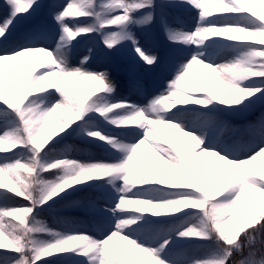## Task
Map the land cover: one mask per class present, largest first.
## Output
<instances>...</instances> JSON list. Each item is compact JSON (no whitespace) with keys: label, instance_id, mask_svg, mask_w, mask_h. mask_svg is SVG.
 <instances>
[{"label":"snow or ice","instance_id":"1","mask_svg":"<svg viewBox=\"0 0 264 264\" xmlns=\"http://www.w3.org/2000/svg\"><path fill=\"white\" fill-rule=\"evenodd\" d=\"M42 7L43 0H4L0 45ZM50 7L53 25L32 23L26 43L0 53V264H38L63 253L72 255L55 261L229 264L243 253L242 234L264 232V114L247 128L260 142L246 157L213 130L226 131V117L264 105V0H66ZM184 7L196 10L192 30L169 19ZM157 25L173 52L184 53L174 61L139 35ZM85 38L98 44L78 53ZM126 50L137 67L167 74L165 90L146 105L114 99L110 73L91 67ZM72 136L110 155L70 158L64 142ZM90 190L106 200L95 209L100 236L61 233L37 219L61 201L79 204L69 198ZM15 196L29 205H10ZM212 244L211 256L177 251Z\"/></svg>","mask_w":264,"mask_h":264},{"label":"rangeland","instance_id":"2","mask_svg":"<svg viewBox=\"0 0 264 264\" xmlns=\"http://www.w3.org/2000/svg\"><path fill=\"white\" fill-rule=\"evenodd\" d=\"M4 0L0 1V6L3 5ZM66 0H43V3L46 4V15L43 18H40L37 23H46L48 25H53L54 21L51 19L49 12L51 11V5L53 3H65ZM196 10L191 9L190 7H184L180 9H174L169 13V19L173 23L175 27L182 30H192L195 27L196 23ZM49 20V21H48ZM28 27H25L23 25L20 26V28L17 31L16 36L13 38L12 41H10L8 44L0 45V53H3L6 50H10L12 47H18L27 41L23 39V35L28 30ZM139 31V30H138ZM139 35L142 37L143 42L150 48H152L154 51L161 54V50L158 49L156 45H154L151 40L149 39L146 32H139ZM98 44V41L96 39H88L85 38L83 42L80 43V45L77 47V52L82 53L84 52L88 47L95 46ZM184 53H181L177 56L173 57V61L183 55ZM42 54L37 53L31 59L38 60V58ZM113 57L109 59H102V58H96L91 67L93 69H100V70H106L110 73L111 78L115 84L116 91L114 95V99H126L132 103L139 104V105H146L151 98H153L156 94L162 92L165 90V81L167 79V74L164 72H161L160 70H152L147 71L144 68L137 67L133 61H127L124 63H118L116 62V59ZM28 57H26L27 59ZM130 59H132L130 57ZM221 62H226L225 60H221ZM199 68V66H197ZM199 71L206 72V69L200 68ZM261 106V105H257ZM178 107H182L181 105H178ZM175 109H173L174 111ZM227 123H228V130L223 129H214V135L216 138L224 143H227L229 147L235 152L236 155L241 157H246L251 154L250 150L255 148L257 144H259V139L256 143H242L237 146V144H233L230 141H232L233 137L239 133H242L241 137L244 139L247 138L245 134H243V130L241 131L240 124L233 121L231 118L226 117ZM106 130L112 131L114 129L108 128L105 126ZM248 126L246 127L245 131H247ZM118 131V130H116ZM248 132V131H247ZM249 133V132H248ZM250 134V133H249ZM178 135V134H177ZM251 135V134H250ZM76 140L82 141L83 143H92L85 139H82L78 136L74 137ZM127 139H131V137H128ZM248 139V138H247ZM250 140V139H249ZM96 146L92 148V153L86 152V154H89L88 156L86 154H82L81 156H76L75 159L79 161L84 162H92L97 160H104L106 159L110 153L100 145V143H94ZM233 144V145H232ZM258 150V149H257ZM18 151V150H16ZM209 161H211V157L208 158ZM111 195L115 196V192L111 190ZM72 201H78V199H72L69 198ZM92 198H90L91 200ZM12 206H28L29 202L24 199H13L8 202ZM106 200L105 196H95V201L91 206H89V209L91 213L98 215L95 211L96 208H100L105 206ZM79 208V204L69 206L67 201H61L56 206V211H61V209H65V212H70V214H74L75 210ZM52 214V215H51ZM51 214H47L46 212H42L38 217L44 218L47 220H51L55 212H52ZM98 223V228L92 227L89 222L82 221V220H76L73 223H69V221L65 222L62 221L60 223H52L50 222L49 227L52 228L54 231H58L61 233H85L88 235H91L93 237L100 236L102 234V231L99 227L100 220H96ZM55 255H63L67 257H71V253H63V254H54ZM212 254H208L206 256H211ZM51 257V256H50ZM50 257H45L43 259H47ZM80 259H83L81 257ZM65 260H73V259H65ZM63 260V261H65Z\"/></svg>","mask_w":264,"mask_h":264},{"label":"trees","instance_id":"3","mask_svg":"<svg viewBox=\"0 0 264 264\" xmlns=\"http://www.w3.org/2000/svg\"><path fill=\"white\" fill-rule=\"evenodd\" d=\"M1 1V0H0ZM43 10V9H42ZM257 11H261L260 7H257ZM41 18V15L39 13L37 14L36 17L33 18L32 21L30 22H25L22 24L25 27H30L32 23H37V21ZM149 39L151 42L156 45L159 49H161L162 53L161 55H166V54H171L172 58L178 54H181L182 52H173V50L170 48L168 45L163 33L160 31L159 26L157 25L156 28H153L150 32H146ZM82 41V40H81ZM114 58L116 59V62L118 63H124L127 61H130L131 54L126 50L124 53L121 54H114ZM37 71H43L42 68H38ZM250 82V81H249ZM115 95V93H114ZM182 107H193V108H198L199 106L196 105H182ZM264 114V105L261 106H255L252 110L246 112V113H241L237 115H232L229 116L233 121L237 122L240 124L241 129H245L246 126H249L251 124H255L258 122L259 118L261 115ZM243 134L248 138H243L241 137L242 133H239L235 135L230 141L234 145L237 144L240 145L242 143H254V141L249 140L251 137L249 134H247L244 130L242 131ZM75 136L69 137L64 144L66 146H69L67 148V154L69 155L70 158H75L76 156H81L82 154H86V152L92 153V148H94L96 145L94 143H82L79 141H76L74 139ZM256 138V137H255ZM255 138L253 140H255ZM232 144V145H233ZM19 150V149H18ZM20 151V150H19ZM18 151V152H19ZM4 155V154H0ZM87 156L89 154H86ZM46 176L48 174H45ZM50 178V177H49ZM7 183V181H5ZM14 187L12 184H8V188ZM2 191V190H0ZM108 192L111 193L110 190ZM14 195V193L12 194ZM104 195L103 192L98 191V190H90L88 192H81L77 193L75 196L71 197L72 199H78L79 203V208L77 211L74 212V214H68L64 213V209L61 211H56L54 217L51 220H47L44 218L37 217V219L43 221L45 224L49 226L50 222L52 223H59L62 221H69L70 223H73L76 220H82L89 222V224L94 227L98 228V223L96 220H101V217L99 215H95L91 213L89 206L95 201V196H101ZM90 198H92L90 200ZM14 199H23L22 196H15ZM46 212L47 214H51L52 212L49 211H43ZM42 213V212H41ZM40 213V214H41ZM52 215V214H51ZM10 219V218H7ZM16 223V221H14ZM46 238V237H45ZM240 242L244 244L243 248V253H234L233 257L230 259L229 264H238L239 261L242 259H254L257 261V264H262L264 262V232H259L253 234V237L250 239H244L243 234L241 236ZM7 243V242H6ZM6 250V249H5ZM4 251V250H0ZM178 253L182 256H188V257H196V256H205L208 254H213L215 251V245H209L205 248H201L198 245H193L188 248H180L177 250ZM251 253V255H250ZM76 260H80V257H76L72 261H55V258H49L46 260L41 259V261L38 262V264H46L47 261H55V264H76Z\"/></svg>","mask_w":264,"mask_h":264}]
</instances>
